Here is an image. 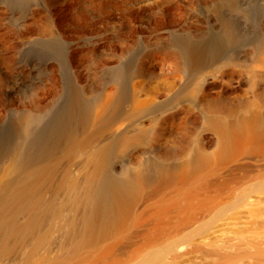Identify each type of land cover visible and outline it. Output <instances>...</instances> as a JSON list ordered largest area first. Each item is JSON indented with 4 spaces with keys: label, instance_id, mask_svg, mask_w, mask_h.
<instances>
[{
    "label": "bare ground",
    "instance_id": "bare-ground-1",
    "mask_svg": "<svg viewBox=\"0 0 264 264\" xmlns=\"http://www.w3.org/2000/svg\"><path fill=\"white\" fill-rule=\"evenodd\" d=\"M195 45L171 74L109 82L54 141L34 128L37 149L23 115L0 162V264H264V44L250 62ZM236 72L245 98L224 103L210 88L237 91ZM165 131L178 148L159 150Z\"/></svg>",
    "mask_w": 264,
    "mask_h": 264
},
{
    "label": "rangeland",
    "instance_id": "rangeland-1",
    "mask_svg": "<svg viewBox=\"0 0 264 264\" xmlns=\"http://www.w3.org/2000/svg\"><path fill=\"white\" fill-rule=\"evenodd\" d=\"M188 44L205 45L206 57L250 62L264 44V0H0V162L24 140L37 149L44 139L33 140L34 128L49 141L63 135L73 112L112 80L131 87L136 71L171 74L174 59L192 54ZM213 72L225 76L224 68ZM234 75L239 92L210 88L224 103L248 90L249 75ZM28 111L37 117L22 140ZM179 144V134L166 131L158 143L161 151ZM135 154L134 147L124 155L115 150L112 165L118 170L128 156L133 164Z\"/></svg>",
    "mask_w": 264,
    "mask_h": 264
}]
</instances>
